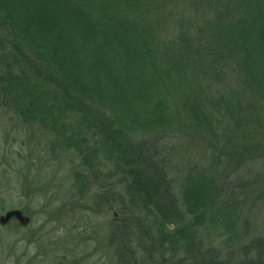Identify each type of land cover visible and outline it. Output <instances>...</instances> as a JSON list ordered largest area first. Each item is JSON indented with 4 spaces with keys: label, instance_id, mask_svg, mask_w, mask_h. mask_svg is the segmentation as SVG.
Here are the masks:
<instances>
[{
    "label": "trees",
    "instance_id": "trees-1",
    "mask_svg": "<svg viewBox=\"0 0 264 264\" xmlns=\"http://www.w3.org/2000/svg\"><path fill=\"white\" fill-rule=\"evenodd\" d=\"M153 1L0 0V113L49 133L53 156L80 159L72 188L97 187L94 208L113 211L105 241L115 264H140L137 247L143 264L153 248L162 259L194 249L188 259L197 264L202 225L244 240L242 202H225L227 186L197 173L179 204L147 135L187 127L210 145L214 168L253 156V135L264 128V0H236L235 8L231 0L215 19L232 8L238 17L210 36L204 18L188 17L175 38L154 29ZM227 77L236 87L218 88ZM210 264L234 263L213 255Z\"/></svg>",
    "mask_w": 264,
    "mask_h": 264
},
{
    "label": "rangeland",
    "instance_id": "rangeland-1",
    "mask_svg": "<svg viewBox=\"0 0 264 264\" xmlns=\"http://www.w3.org/2000/svg\"><path fill=\"white\" fill-rule=\"evenodd\" d=\"M230 1L160 0L156 5L153 1L149 20L157 32L164 34L166 29L165 35L175 38L188 17L194 24L204 18L200 26L204 35L210 36L228 20L231 23L238 17L233 9L236 0H232L229 18L221 19L218 15L215 19L218 11ZM247 1L244 3H249ZM217 87L232 89L236 85L227 77ZM175 130L151 133L147 137L154 140L156 160L169 183L167 189L179 204L189 177L197 173L213 174L216 183L223 182L227 186L225 202L233 199L242 202L244 240L238 244L235 236H228L222 229H206L202 225L199 230L201 263L197 264H210L213 255L231 259L234 264L241 261L264 264V128L259 127L253 135L257 144L253 156L229 169H226V160L215 168L211 166L212 149L199 134L187 127L185 131ZM51 143V135L35 122L30 124L13 113H0V180L10 182H7L10 189L0 193V215L9 209L22 208L31 217L26 227L16 220L0 224V264H115L114 249L105 241L113 211L102 210V205L99 210L94 208L92 195L97 187L83 194L74 191V171L81 170V161L73 152L66 157L57 152L53 156ZM208 181L202 179L199 183ZM12 184L18 187L13 188ZM38 187L41 188L38 195L28 193ZM169 222L176 227L178 221L170 219ZM134 246L138 245L134 243ZM135 249L132 254L141 264L143 250ZM153 251L151 264H193L188 258L196 253L194 249L187 252L176 248L174 252L166 250L162 259L161 251L157 248Z\"/></svg>",
    "mask_w": 264,
    "mask_h": 264
},
{
    "label": "water",
    "instance_id": "water-1",
    "mask_svg": "<svg viewBox=\"0 0 264 264\" xmlns=\"http://www.w3.org/2000/svg\"><path fill=\"white\" fill-rule=\"evenodd\" d=\"M15 219L21 226L26 227L31 221V217L22 208H13L0 215V224L7 225Z\"/></svg>",
    "mask_w": 264,
    "mask_h": 264
},
{
    "label": "flooded vegetation",
    "instance_id": "flooded-vegetation-1",
    "mask_svg": "<svg viewBox=\"0 0 264 264\" xmlns=\"http://www.w3.org/2000/svg\"><path fill=\"white\" fill-rule=\"evenodd\" d=\"M101 261H102V259H101ZM101 264H102V262H101Z\"/></svg>",
    "mask_w": 264,
    "mask_h": 264
},
{
    "label": "bare ground",
    "instance_id": "bare-ground-1",
    "mask_svg": "<svg viewBox=\"0 0 264 264\" xmlns=\"http://www.w3.org/2000/svg\"><path fill=\"white\" fill-rule=\"evenodd\" d=\"M154 257V256H153Z\"/></svg>",
    "mask_w": 264,
    "mask_h": 264
}]
</instances>
